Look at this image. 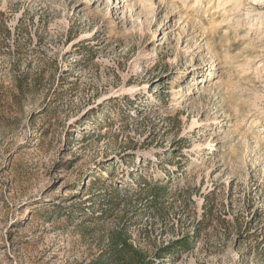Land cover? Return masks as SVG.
I'll use <instances>...</instances> for the list:
<instances>
[{
    "label": "rangeland",
    "instance_id": "rangeland-1",
    "mask_svg": "<svg viewBox=\"0 0 264 264\" xmlns=\"http://www.w3.org/2000/svg\"><path fill=\"white\" fill-rule=\"evenodd\" d=\"M151 262L264 264V0H0V264Z\"/></svg>",
    "mask_w": 264,
    "mask_h": 264
},
{
    "label": "trees",
    "instance_id": "trees-1",
    "mask_svg": "<svg viewBox=\"0 0 264 264\" xmlns=\"http://www.w3.org/2000/svg\"><path fill=\"white\" fill-rule=\"evenodd\" d=\"M180 242H182V241H173L172 242V244H179ZM163 249L165 250H167V249H170V245H167V246H165V247H163ZM151 264H156L155 262H151Z\"/></svg>",
    "mask_w": 264,
    "mask_h": 264
},
{
    "label": "bare ground",
    "instance_id": "bare-ground-1",
    "mask_svg": "<svg viewBox=\"0 0 264 264\" xmlns=\"http://www.w3.org/2000/svg\"><path fill=\"white\" fill-rule=\"evenodd\" d=\"M138 155H144L145 158H151V159L155 158L152 156L153 154L139 153Z\"/></svg>",
    "mask_w": 264,
    "mask_h": 264
}]
</instances>
